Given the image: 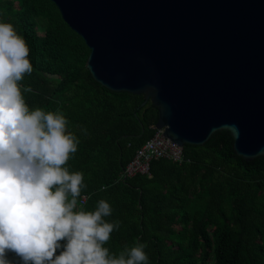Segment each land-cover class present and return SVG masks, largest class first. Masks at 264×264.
Instances as JSON below:
<instances>
[{
	"label": "trees",
	"instance_id": "obj_1",
	"mask_svg": "<svg viewBox=\"0 0 264 264\" xmlns=\"http://www.w3.org/2000/svg\"><path fill=\"white\" fill-rule=\"evenodd\" d=\"M0 21L12 23L30 49L33 72L20 82L27 105L59 109L80 141L66 165L84 175L78 207L93 211L105 200L112 208L105 220L120 221L105 245L110 253L139 242L149 264H264V156L235 155L222 130L203 145H186L181 164L158 159L150 175L118 181L153 136L157 109L142 106L143 95L113 92L92 79L89 49L51 1L0 0ZM9 259L15 264L13 254Z\"/></svg>",
	"mask_w": 264,
	"mask_h": 264
},
{
	"label": "water",
	"instance_id": "obj_2",
	"mask_svg": "<svg viewBox=\"0 0 264 264\" xmlns=\"http://www.w3.org/2000/svg\"><path fill=\"white\" fill-rule=\"evenodd\" d=\"M49 1L89 49L92 79L143 95L171 141L226 130L235 155L264 156V0Z\"/></svg>",
	"mask_w": 264,
	"mask_h": 264
},
{
	"label": "clouds",
	"instance_id": "obj_3",
	"mask_svg": "<svg viewBox=\"0 0 264 264\" xmlns=\"http://www.w3.org/2000/svg\"><path fill=\"white\" fill-rule=\"evenodd\" d=\"M29 54L14 25L0 21V264H14L9 254L15 264H149L146 244L118 255L105 247L120 227L105 220L108 202L78 207L84 175L66 165L80 141L59 109L27 105L20 82L33 72Z\"/></svg>",
	"mask_w": 264,
	"mask_h": 264
},
{
	"label": "built area",
	"instance_id": "obj_4",
	"mask_svg": "<svg viewBox=\"0 0 264 264\" xmlns=\"http://www.w3.org/2000/svg\"><path fill=\"white\" fill-rule=\"evenodd\" d=\"M151 128L154 130L153 136L136 150L131 161L122 169L118 181H124L136 175H150V165L158 159L170 160L177 164L183 163V148L163 134L164 128H157L155 125ZM86 200L87 196H82L80 206H83Z\"/></svg>",
	"mask_w": 264,
	"mask_h": 264
}]
</instances>
